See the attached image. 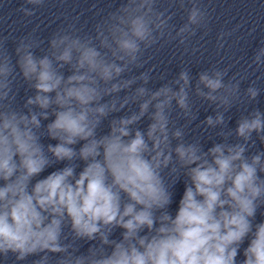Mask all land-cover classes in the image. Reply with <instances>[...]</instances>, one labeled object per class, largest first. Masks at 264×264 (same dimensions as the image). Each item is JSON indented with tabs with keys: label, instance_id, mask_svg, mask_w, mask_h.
<instances>
[{
	"label": "clouds",
	"instance_id": "obj_1",
	"mask_svg": "<svg viewBox=\"0 0 264 264\" xmlns=\"http://www.w3.org/2000/svg\"><path fill=\"white\" fill-rule=\"evenodd\" d=\"M46 3L17 11L31 18ZM174 5L186 12L178 28ZM108 8L88 31L65 17L46 46L36 28L14 52L0 36V264H264V111H248L264 89L242 91L247 75L231 65L193 77L184 64L172 79L146 67L149 50L207 35L201 0ZM231 35L217 34L218 50ZM248 67L264 70V41ZM205 104L214 114L197 133ZM234 107L246 114L230 128Z\"/></svg>",
	"mask_w": 264,
	"mask_h": 264
}]
</instances>
